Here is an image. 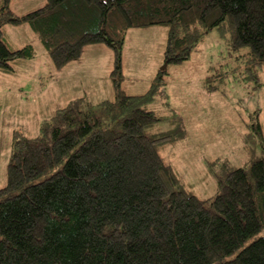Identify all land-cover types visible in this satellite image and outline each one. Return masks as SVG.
I'll use <instances>...</instances> for the list:
<instances>
[{
	"label": "trees",
	"instance_id": "1",
	"mask_svg": "<svg viewBox=\"0 0 264 264\" xmlns=\"http://www.w3.org/2000/svg\"><path fill=\"white\" fill-rule=\"evenodd\" d=\"M0 9V70L34 58L33 46L10 50L5 25L28 24L56 70L87 46L115 54V99L98 114L80 101L55 113L36 137L16 138L0 188V264H264V157L248 168L222 167L208 205L188 192L160 149L185 131L150 136L161 119L144 95L122 89V49L131 29L169 28L165 59L187 61L212 30L230 32L245 78L264 68V0H47L16 16ZM210 89H213L211 87ZM213 167V169H212ZM210 171V172H211Z\"/></svg>",
	"mask_w": 264,
	"mask_h": 264
},
{
	"label": "rangeland",
	"instance_id": "2",
	"mask_svg": "<svg viewBox=\"0 0 264 264\" xmlns=\"http://www.w3.org/2000/svg\"><path fill=\"white\" fill-rule=\"evenodd\" d=\"M47 0H10L9 8L23 16L42 8ZM4 0H0V9ZM3 39L10 50L27 45L32 59L12 63L14 72L0 70V188L7 184V169L15 139L40 135L42 125L55 113L80 101L82 110L115 99L110 74L115 54L104 45L87 46L81 59L56 70L38 35L26 23L5 25ZM169 28L131 29L122 49L123 83L127 94L144 95L162 81L146 108L161 119L147 130L153 137L176 131L184 136L164 145L160 154L178 174L182 185L200 200H214L222 167L248 168L264 157V68L259 82L246 79L249 47L233 50L230 32L214 29L181 64L165 67ZM213 87V89H210ZM212 167V169H213ZM211 171V172H210ZM264 236V231L255 236Z\"/></svg>",
	"mask_w": 264,
	"mask_h": 264
},
{
	"label": "water",
	"instance_id": "3",
	"mask_svg": "<svg viewBox=\"0 0 264 264\" xmlns=\"http://www.w3.org/2000/svg\"><path fill=\"white\" fill-rule=\"evenodd\" d=\"M168 64H169V62H168V61H166V62H165V67H166Z\"/></svg>",
	"mask_w": 264,
	"mask_h": 264
}]
</instances>
